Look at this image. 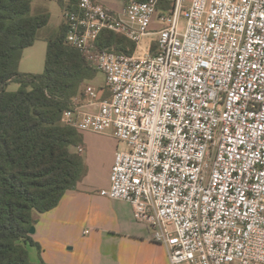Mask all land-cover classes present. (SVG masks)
Wrapping results in <instances>:
<instances>
[{"label": "built area", "instance_id": "obj_1", "mask_svg": "<svg viewBox=\"0 0 264 264\" xmlns=\"http://www.w3.org/2000/svg\"><path fill=\"white\" fill-rule=\"evenodd\" d=\"M77 7L64 12L73 48L93 52L105 31L136 44L100 53L106 91L86 85L61 119L125 145L100 195L129 203L170 264H264V0Z\"/></svg>", "mask_w": 264, "mask_h": 264}, {"label": "trees", "instance_id": "obj_2", "mask_svg": "<svg viewBox=\"0 0 264 264\" xmlns=\"http://www.w3.org/2000/svg\"><path fill=\"white\" fill-rule=\"evenodd\" d=\"M78 1L60 3L63 12H77ZM50 18L46 8L33 9V0H0V264H32L28 248H39L30 234L35 214L57 208L86 175L76 152L82 134L61 119L97 76V56L136 50L124 36L105 31L94 51L83 53L67 42L65 22L52 30ZM42 37L44 73L20 72L24 51ZM12 83L18 91H8Z\"/></svg>", "mask_w": 264, "mask_h": 264}, {"label": "crops", "instance_id": "obj_3", "mask_svg": "<svg viewBox=\"0 0 264 264\" xmlns=\"http://www.w3.org/2000/svg\"><path fill=\"white\" fill-rule=\"evenodd\" d=\"M109 1L114 0H100L111 8ZM51 18L49 28L57 30L64 24L63 9L59 22L54 24ZM151 36L155 35L142 42L143 51L151 48ZM40 50L42 46L37 49ZM79 146L84 149L81 157L86 175L74 190L66 192L57 208L35 215L36 232L31 236L39 248H28L31 263L170 264L166 249L153 240L147 225L135 220L129 203L100 195L110 187L115 154L125 145L110 131L82 133Z\"/></svg>", "mask_w": 264, "mask_h": 264}, {"label": "rangeland", "instance_id": "obj_4", "mask_svg": "<svg viewBox=\"0 0 264 264\" xmlns=\"http://www.w3.org/2000/svg\"><path fill=\"white\" fill-rule=\"evenodd\" d=\"M125 2L121 0H114L107 2V5L113 9L117 13L121 12ZM46 8L50 15H52L51 22L57 23L59 22L60 16L62 14V8L60 3L51 2L49 0H33V9L35 8ZM183 26L185 27L186 20L182 19ZM153 41L151 42V48L156 45V35L151 36ZM150 37V38H151ZM42 46V50L37 51L39 47ZM46 47L47 43L45 39L42 37L40 38L36 44L29 48L24 54V63L22 68H20V72L22 73H30V74H43L45 70V58H46ZM87 86L93 87L95 90L98 91H106L107 82L106 77L103 73L98 72L97 76L94 80L90 81ZM19 89V85L12 83L8 87L9 92H16ZM36 215V214H35ZM35 217V216H34Z\"/></svg>", "mask_w": 264, "mask_h": 264}, {"label": "water", "instance_id": "obj_5", "mask_svg": "<svg viewBox=\"0 0 264 264\" xmlns=\"http://www.w3.org/2000/svg\"><path fill=\"white\" fill-rule=\"evenodd\" d=\"M35 232H36V230H35V228L33 227V228L30 230V234H31V235H34Z\"/></svg>", "mask_w": 264, "mask_h": 264}]
</instances>
